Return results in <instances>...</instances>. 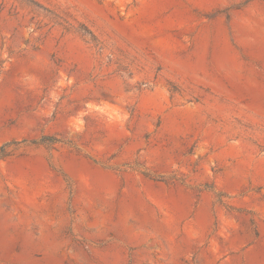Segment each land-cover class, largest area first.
<instances>
[{"label": "rangeland", "instance_id": "obj_1", "mask_svg": "<svg viewBox=\"0 0 264 264\" xmlns=\"http://www.w3.org/2000/svg\"><path fill=\"white\" fill-rule=\"evenodd\" d=\"M0 264H264V0H0Z\"/></svg>", "mask_w": 264, "mask_h": 264}]
</instances>
